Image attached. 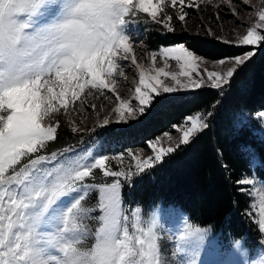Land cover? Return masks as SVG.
<instances>
[{
  "label": "snow or ice",
  "instance_id": "6c2138e0",
  "mask_svg": "<svg viewBox=\"0 0 264 264\" xmlns=\"http://www.w3.org/2000/svg\"><path fill=\"white\" fill-rule=\"evenodd\" d=\"M167 2L180 13L175 17L180 22H185L187 9L200 8L196 0ZM248 2L242 0L245 5ZM164 4L165 0H0V264H168L157 219L142 218L139 207L126 209L122 189L207 129L211 112H197L183 124L173 125L182 132L174 146L161 147L157 137L148 142L152 155L141 157L129 150L127 156L134 165L127 171L109 167L107 155L97 154L88 161L86 156L69 155L71 147L48 151L60 126L59 120L52 122L53 117L62 110L79 114L75 105L85 107L81 97L86 89L88 96L95 90L105 99L112 98L116 122L127 123L156 104L168 103L171 94L179 91L205 86L222 89L254 57L253 50H245L208 60L183 43L162 47L160 56L176 61L181 70L168 72L160 67L154 75L141 70L134 107L116 92L114 79L117 72L124 74L120 61H128L130 55L131 64L140 67L127 29L140 12L168 32L174 31V17L165 14ZM256 15L258 22L235 40L218 37L211 30L207 34L234 47L261 44L264 8ZM215 18L219 20L218 13ZM150 55L155 64L157 53ZM225 64L231 67L213 70ZM161 77H170V83ZM96 107L90 105L91 110ZM259 115L264 117V111ZM109 123L105 116L101 126ZM71 131L77 128L72 126ZM164 136L171 140L169 133ZM244 150L251 168L264 169L253 149ZM111 159L123 162L124 154ZM95 170L102 173L104 182H95ZM257 179L264 188V177L255 174H242L235 183L244 193ZM259 203L256 222L264 237V193ZM246 214L253 215L250 210ZM89 219L98 225L94 231L85 223ZM206 231L184 220L177 249L188 258L181 264H197ZM89 237L94 241L90 246L85 244ZM235 244L239 246L240 241ZM259 264H264V257Z\"/></svg>",
  "mask_w": 264,
  "mask_h": 264
},
{
  "label": "trees",
  "instance_id": "16d2710c",
  "mask_svg": "<svg viewBox=\"0 0 264 264\" xmlns=\"http://www.w3.org/2000/svg\"><path fill=\"white\" fill-rule=\"evenodd\" d=\"M264 35V33H263ZM148 34L150 43H184L193 52L220 59L253 50L255 55L222 89L202 87L171 94L168 103L156 104L130 125H112L100 134L114 138L116 148L146 147L157 135L172 131L193 113H207L209 127L187 145L164 158L125 186L123 195L131 202L178 205L198 225H210L224 242L244 238L248 244L259 239L255 215L249 216V195L235 182L249 174L247 160L251 148L264 162V138L259 137L258 115L264 111V42L255 46L234 47L199 35L184 37L168 33L164 38ZM258 178L264 169L255 168ZM246 193V194H245ZM129 195V196H128Z\"/></svg>",
  "mask_w": 264,
  "mask_h": 264
},
{
  "label": "rangeland",
  "instance_id": "374dc122",
  "mask_svg": "<svg viewBox=\"0 0 264 264\" xmlns=\"http://www.w3.org/2000/svg\"><path fill=\"white\" fill-rule=\"evenodd\" d=\"M196 3L200 5V8L197 9L193 7L187 9L188 16L186 17L185 22H180L175 18L180 14L178 10L172 8L167 0H165V14L173 15L174 17L171 21L174 29L172 32H168L164 29L162 24L153 22L146 13L140 12H137V16L135 18L136 22L129 25L127 31L132 38L134 54L137 59V64H139L140 67L137 68L131 64L130 55L128 61H120L122 64L121 71L124 74L120 75L119 72H117L114 79L116 80V92L119 93L123 99L130 100L134 107L136 106V101L134 100V89L139 83V72L141 70H143L146 75H154V69L160 67H163L165 71L168 72L179 73L181 70L180 65L176 61L171 58L165 60L160 56L159 51L162 47H170L178 43H150L148 41V34L150 32L154 31L155 35L157 34L159 36L157 38L160 39L162 37L164 38L168 33L189 37L208 35L207 30H211V32L215 33L218 37L235 40L238 35L246 34L247 27H250L258 22L256 13L261 8H264V0H249L247 5L243 4L242 0H232L231 4H229L228 0H210V2L209 0H196ZM217 5H219V7H217ZM230 8L238 10L240 15L234 16ZM217 13L220 17L219 20L215 18ZM259 31L263 35L264 29ZM151 52L157 53L155 64L152 62L150 55ZM207 59L218 60L210 58ZM208 66L209 68H212L211 64ZM228 67H231V64L216 66L213 70L222 72L226 71ZM161 79H163L165 83H170V77H161ZM88 91L89 90L86 89L85 94L81 97L84 100L85 107L81 108L79 102L75 105L79 114L71 112L69 114H64L62 110L53 117L52 122L59 120L60 126L57 129V140L50 142L48 145L49 152L71 147L73 151L68 153L69 155L86 156L88 161H90L91 158L97 154L107 155L110 157L108 161L109 167L113 168V170L123 168L127 171L132 165H134V161L127 156V152L129 150L141 157H147L152 155L151 149L148 147V142L157 137L160 138L161 147L174 146L179 143L182 132L173 128L172 131H166L169 133L171 140H169L168 137H165V132H163L155 138L149 140L146 147L129 148L124 151L119 150L116 148L113 141L114 138H107L106 134L102 135L100 133L105 131V128L112 125H130L137 119H130L127 123L116 122L115 113L113 111L116 107L115 101L112 98L105 99L104 96H101L99 93L95 92V90H92V95L88 96ZM105 95L111 96L109 93H105ZM92 104L97 106L95 110L90 109V105ZM71 107L72 106H70V108ZM196 113H193L192 115H195ZM105 116L109 117L110 123L107 126H101V122ZM258 118L260 121L258 135L259 137L264 138V117H260V115H258ZM183 122L180 124H183ZM72 126L77 128L76 132L71 131ZM188 126H190V124L185 127ZM121 153L124 154L123 162L119 159H111L112 157H118ZM95 171V182H104L105 178L102 173H100L99 170ZM253 174L257 177L255 170L251 168V172L248 175L251 177ZM142 175L143 174H140V176L135 179L140 178ZM111 179L112 178L110 177L107 178L109 181ZM245 190L249 195V209L254 213L257 221L260 207V196L264 193V188L261 187L257 179L256 183L246 186ZM124 199V207L132 211H134L136 207H139L141 209L142 218L150 219L155 216L158 223V234L161 237L160 242L162 250H164V256L167 259L168 264H181L182 260L188 258L177 249V245L180 243L178 236L180 231L183 229L185 219H187V221L192 223L194 226L207 230L203 234L204 239L198 250V255L196 257L197 264H251L252 261H256L257 264H259L260 259L264 257V244L260 243L264 237H262L260 233L259 239L252 245L246 243L244 238L224 242L218 233L214 231L212 226L193 223L187 213L178 205L163 204L160 201L147 205L140 202H131L125 196ZM93 215H95V213H93ZM85 223H87L93 231L95 230V227L98 226L96 222L91 219L86 220ZM237 240L240 241L239 246H236L235 244V241ZM210 241L211 243H209ZM93 242V239L89 237L85 241V244L90 246Z\"/></svg>",
  "mask_w": 264,
  "mask_h": 264
}]
</instances>
